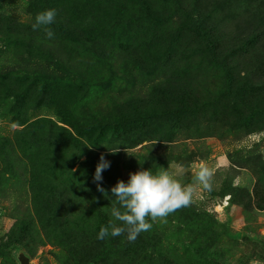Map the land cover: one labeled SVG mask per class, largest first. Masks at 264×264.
Segmentation results:
<instances>
[{
	"label": "rangeland",
	"instance_id": "obj_1",
	"mask_svg": "<svg viewBox=\"0 0 264 264\" xmlns=\"http://www.w3.org/2000/svg\"><path fill=\"white\" fill-rule=\"evenodd\" d=\"M201 163L191 206L97 239L118 181ZM21 256L264 264V0H0V264Z\"/></svg>",
	"mask_w": 264,
	"mask_h": 264
},
{
	"label": "clouds",
	"instance_id": "obj_2",
	"mask_svg": "<svg viewBox=\"0 0 264 264\" xmlns=\"http://www.w3.org/2000/svg\"><path fill=\"white\" fill-rule=\"evenodd\" d=\"M56 15L55 9L37 13L32 29H43L46 38L53 39L55 34L49 26L55 22ZM109 167L110 162L102 154L93 178L97 182V190L102 193L105 189L99 182L103 179L102 172ZM213 176L214 170L203 163L193 169L192 182L187 185L167 170L155 174L150 170L131 173L127 183L120 180L111 188L112 197L116 200L111 208L113 219L108 221L107 226L101 227L97 239L118 237L126 232L128 241L134 242L139 234L149 231L157 220L166 222L170 214L191 206L198 191H211Z\"/></svg>",
	"mask_w": 264,
	"mask_h": 264
},
{
	"label": "water",
	"instance_id": "obj_3",
	"mask_svg": "<svg viewBox=\"0 0 264 264\" xmlns=\"http://www.w3.org/2000/svg\"><path fill=\"white\" fill-rule=\"evenodd\" d=\"M20 261L22 264H28L29 263V260L25 256H21Z\"/></svg>",
	"mask_w": 264,
	"mask_h": 264
}]
</instances>
